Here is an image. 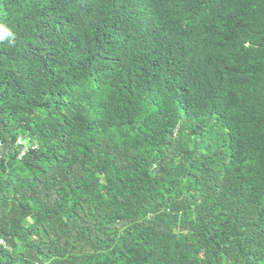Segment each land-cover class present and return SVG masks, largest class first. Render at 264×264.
Returning a JSON list of instances; mask_svg holds the SVG:
<instances>
[{
  "label": "trees",
  "instance_id": "trees-1",
  "mask_svg": "<svg viewBox=\"0 0 264 264\" xmlns=\"http://www.w3.org/2000/svg\"><path fill=\"white\" fill-rule=\"evenodd\" d=\"M0 239L264 264V0H0Z\"/></svg>",
  "mask_w": 264,
  "mask_h": 264
},
{
  "label": "built area",
  "instance_id": "built-area-1",
  "mask_svg": "<svg viewBox=\"0 0 264 264\" xmlns=\"http://www.w3.org/2000/svg\"><path fill=\"white\" fill-rule=\"evenodd\" d=\"M15 146L19 148L18 157L23 156L26 153L27 148L31 147L30 145L26 144L21 137H17L15 140ZM0 244H4L1 239Z\"/></svg>",
  "mask_w": 264,
  "mask_h": 264
}]
</instances>
